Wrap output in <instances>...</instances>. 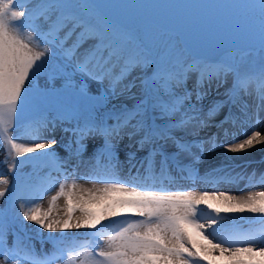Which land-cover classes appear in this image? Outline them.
I'll return each mask as SVG.
<instances>
[{
	"label": "snow or ice",
	"instance_id": "1",
	"mask_svg": "<svg viewBox=\"0 0 264 264\" xmlns=\"http://www.w3.org/2000/svg\"><path fill=\"white\" fill-rule=\"evenodd\" d=\"M104 7L107 5L96 0H36L34 5L31 0H0V148L5 151L4 163L10 160L9 171L16 174L8 200L15 215L6 220L0 210V264H55L57 259L71 264L83 247L77 243L81 235H91L106 245L96 251L99 259L95 264H264V230L260 234H221L228 219L222 213L247 211L264 223V190L236 196L163 186L173 170L180 179L198 178L194 165L201 158V145L187 136L208 127L225 107L228 112L217 121L221 128L237 122L233 108L246 119L254 116V122L261 123L264 63L254 74L242 73L230 63L199 70L189 88V71L166 66L163 57L158 58L149 46L137 43L131 33L105 17ZM233 7H258L259 46L264 53V0ZM150 65H155L151 72ZM229 73L233 80L225 89V99L215 101L205 112V83H227ZM41 76L62 84L64 91H48L47 79L41 88ZM253 82L259 103L250 114L245 97L253 94ZM90 85L98 86L95 94ZM54 101L60 107L56 118L48 119L43 111ZM30 107L35 115L27 127L10 135L19 127L17 119ZM68 121L76 123L64 127ZM57 128L72 134L64 145L68 153L64 158L48 151L57 143L54 137L50 142L44 139ZM242 135L241 140L220 146L226 152L240 153L264 145V132L256 128ZM25 136L31 143L21 142ZM212 143L215 145L214 139ZM90 145L91 160L109 162L107 171L90 177L104 187L77 192L73 181L66 191L65 175L48 210H43L36 196L42 198L49 189H36L29 177L18 174L23 166L47 165L72 175L70 166L76 160L80 161L77 167L84 165L83 155ZM120 145L131 168L136 169L128 180L119 179L115 172ZM138 153H143L139 160ZM226 179L212 177L207 182L214 186ZM0 185L5 186L0 187L3 200L9 194V179L0 175ZM61 197L67 201V218L53 219L52 210ZM77 211L81 218L73 221ZM131 216L140 219L127 218ZM109 220L110 224L104 223ZM25 222L36 228L29 230ZM73 229L77 231L74 237H43L42 232ZM81 229L90 232L80 234ZM29 231L40 235L42 243L51 242L52 251L37 253L28 243L32 239ZM196 237L210 247L198 245Z\"/></svg>",
	"mask_w": 264,
	"mask_h": 264
},
{
	"label": "bare ground",
	"instance_id": "2",
	"mask_svg": "<svg viewBox=\"0 0 264 264\" xmlns=\"http://www.w3.org/2000/svg\"><path fill=\"white\" fill-rule=\"evenodd\" d=\"M175 55L178 56V53L176 52ZM252 93L253 94L251 96H247V100H248L247 103L250 106L249 107L250 114L253 113V111H255L256 105L259 103V101H255L254 92ZM259 115L261 119L264 115V108L260 109ZM223 117L224 114L221 117L217 118L216 120L210 121L208 127H205L202 130L197 129L194 132H190V134L187 136V139L192 141L193 143H198L201 146L204 144H209L211 148L206 151L203 150V152L200 153L201 155V158L199 159L200 163L195 164V165L198 164L203 166L202 168H199L198 171L199 177L198 179H188L187 182L185 181L186 187L194 188L197 191H201L205 189L208 191H224L236 196H241V195L246 196L249 192L264 190V170L263 168L259 170L261 167L259 162L264 159V145H257L253 149H249L247 151L240 153L226 152L224 148L221 147L220 145L229 144L233 140H235V136L243 132L242 126L245 121L241 123V119H239L235 124L229 122L226 123L223 128H221L217 124V121L221 120ZM256 126L257 127L255 128L257 130L264 132V121L261 122L260 124H256ZM225 129L227 130V134L225 133ZM57 130L60 129L57 128ZM203 133L207 134V136L198 137V135ZM53 137L56 139L57 137L56 132L54 134H45L44 139L50 142ZM25 139L29 141V143H31L30 139L27 136H25ZM213 139L215 140V145H213L212 143ZM222 141H229V142L228 143L224 142L223 144H221ZM96 142H100V141L97 140ZM62 146L63 143L59 147H58V143H56L50 149H48V151L56 152ZM83 160L85 162L83 166L77 167L80 161L76 160L75 163L70 166L71 170L79 172L84 177H92L97 173L99 174L104 173L103 171L95 170L94 168L96 165L86 162L85 159ZM238 161H245L249 163L250 168L241 171L240 166L238 167L233 166V162H238ZM68 167L69 166L67 165L64 166V168H68ZM213 170L216 171L214 172ZM18 174H23L24 176L29 177L30 183L36 189H42V188L49 189L47 193L43 195L42 198L39 197L38 193L36 196V199L38 200L40 207L43 210L47 211L50 206L51 196L55 195L56 192L59 190V184L63 182L65 175H67V172H65L63 169L61 170V172H56L52 168V170H50L49 172L33 173L30 170V167L23 166L22 172ZM14 175L16 174H14L13 172H9L6 175V177L11 182V179H14ZM212 177L215 178L226 177L227 179L224 180V182L217 183L213 186L207 182ZM73 181H76L77 183V192L81 190L96 191L104 187V184L101 182L100 184L97 185H87L78 180H70L69 178H67V184H65L66 191L70 188ZM13 184L14 183L11 184L9 183V185H7L9 189V198L11 197ZM66 208H67V201L65 198L61 197L57 201L55 207L52 210V218L66 219L67 218ZM221 215L228 217V219L224 220L225 228L221 233L224 236H228L229 232H224V231L227 230V228L233 225L235 222L258 218L257 214H252L247 211L243 213H222ZM232 217H235V219L234 220L231 219ZM80 218H81V214L79 213V211L73 213V221ZM127 218L133 220L140 219L139 217H135V216H131ZM120 219H125V217H120ZM111 222L112 221L109 220V221H105L104 223L110 224ZM79 232L80 234H84L90 232V230L81 229L79 230ZM54 233L57 234L58 236H60L61 233L65 234L64 232L61 231H56ZM21 235H23V233H21ZM66 235H77V231L73 229L67 232ZM90 239H93L94 243H98L97 250H102V248L106 247V245H104L103 242L101 243V241L99 242L91 236ZM196 240L198 245L210 247V245L207 244L206 240H203L200 237H196ZM80 241L82 240L80 239Z\"/></svg>",
	"mask_w": 264,
	"mask_h": 264
},
{
	"label": "water",
	"instance_id": "3",
	"mask_svg": "<svg viewBox=\"0 0 264 264\" xmlns=\"http://www.w3.org/2000/svg\"><path fill=\"white\" fill-rule=\"evenodd\" d=\"M102 14L125 29L148 23L181 34L192 54L220 57L235 50L259 49L258 7H233L256 0H96ZM181 32V33H180ZM188 33V34H187ZM194 39V40H192ZM190 42V43H189Z\"/></svg>",
	"mask_w": 264,
	"mask_h": 264
},
{
	"label": "rangeland",
	"instance_id": "4",
	"mask_svg": "<svg viewBox=\"0 0 264 264\" xmlns=\"http://www.w3.org/2000/svg\"><path fill=\"white\" fill-rule=\"evenodd\" d=\"M31 2L34 5L36 3V0H31ZM145 32H146V35L144 37H143V35H144L143 29L140 32H136V33H133L131 35L135 38L137 43L144 42L145 38H146V42H147L148 46L151 49H154L156 54H158L164 47H168V50L165 53V55L161 56L166 60V62H167L166 66H169V64H170V65H174L176 67L178 64H182V67H180V68H182L183 70L189 71V75L187 77L188 87L190 85H192L190 81H196L197 72L195 70L194 71L192 70V69H194V67L193 68H187L186 54L182 50L179 41L176 38H167L165 36H160V34L156 31H154L153 28H149V29L147 28V29H145ZM152 44H153V46H152ZM176 52L178 53V56L175 55ZM161 57H158V58H161ZM184 57H185V59H182L183 62H180V59L184 58ZM231 61L234 62L238 66L239 70L242 73H248L249 74L252 71L260 70L261 64L264 63V56H263L262 51H253V52H248L246 54H242V56L234 55V58H232ZM177 67H179V66H177ZM154 68H155V65H150L148 71L150 72ZM177 69H179V68H177ZM229 77L230 76L228 75L227 76V83H221L219 85H217V82L215 80H213L211 85H210L211 87L207 84V82L205 83L206 95L202 101V106H203L205 112L213 104L214 101L221 99L220 98L221 95L225 94V89L227 87H229L230 84H232L233 79L231 80ZM46 79L47 78L44 76H41V78L39 79L38 84L41 88L44 87ZM47 83H48V89L47 90L52 92L53 94H59V93H62L64 91L63 85L60 83H57L54 80L47 79ZM89 87H90V91L93 94H95V91H96L98 86L97 85H90ZM59 107H60L59 103L57 101H54L51 105L45 106V109L43 112L48 111V109H50V108H59ZM34 114H35V110L33 108L30 107L29 109H26L22 113V117L17 119L16 124L17 125H20V124L23 125L24 121L30 119ZM43 115L44 116L50 115V116H53L54 118H56L57 112L50 110ZM18 128L19 127L13 128L9 134L14 135L15 133L19 132L20 129H18ZM21 142L29 143V141H27L25 138ZM95 144L97 146H99V144L97 142H95ZM73 150H75V146H73ZM118 150L122 151L121 154H123V155H122L121 159L125 158L124 157L125 156L124 155L125 150L123 149L122 145H120L118 147ZM92 151H93V149H92V146L90 145L87 152L92 153ZM88 153L85 154V158L87 160L89 158ZM139 154L142 155L143 153H139ZM58 155L60 156V158H64L68 155V153L65 152V150L62 148L60 150V152L58 153ZM5 159H6L5 151L3 148H0V175L6 177V175L10 172L9 167H10L11 161L9 160L8 163H4ZM263 161H264V159H263ZM244 162L245 161L233 162V166H236V167L240 166V168L249 167L247 163L243 164ZM241 164H243V166H241ZM197 165H194V166L196 167ZM25 166H29L30 170L33 173L44 172L43 171L44 167H41V166L34 167L32 164H29V165L26 164ZM198 166L201 168L203 167L202 165H198ZM263 167H264V162L261 164V167L259 170H261V168H263ZM9 183L10 184L15 183V180L11 179V182L9 180ZM0 187H4V186L0 185ZM83 189H84V187H83ZM9 199L10 198H9V194H8L3 200H0V210H3L5 212L6 220L11 219V217H13L15 215V211H16L15 209L10 208V206L8 204ZM249 220H251V219H249ZM255 220H251V222L253 221V222L261 223L258 218H256ZM25 223L28 224L29 230L36 228V225H34V224H30L28 222H25ZM259 223H254V225L259 226ZM42 232H43V237L58 236L54 232L49 233V232L44 231V230H42ZM23 235H24V233H23ZM28 235H30L32 237V239L30 241H28V243L34 245L35 249L40 248V250H39L40 252L45 251L47 249L52 251V246H50V247L45 246L48 244V242L42 243V238L40 235H37L33 231H29ZM62 235H66V233L65 234L61 233L60 236H62ZM81 238H83L84 241L87 239V237L83 236V235H81ZM86 242H87V240L85 241V243L82 242V244L84 243L83 249L81 251H80L81 248L78 250V252L76 253L71 264H95V260L99 259L98 257H96L95 252H93V250L91 249V245L89 243H86ZM55 264H65V261L63 259H61L58 262H56Z\"/></svg>",
	"mask_w": 264,
	"mask_h": 264
}]
</instances>
